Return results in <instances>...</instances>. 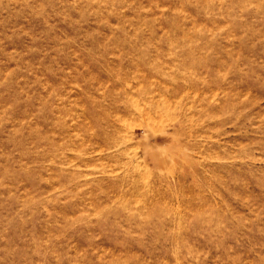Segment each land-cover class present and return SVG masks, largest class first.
I'll return each mask as SVG.
<instances>
[{
  "label": "rangeland",
  "instance_id": "374dc122",
  "mask_svg": "<svg viewBox=\"0 0 264 264\" xmlns=\"http://www.w3.org/2000/svg\"><path fill=\"white\" fill-rule=\"evenodd\" d=\"M0 264H264V0H0Z\"/></svg>",
  "mask_w": 264,
  "mask_h": 264
},
{
  "label": "bare ground",
  "instance_id": "6f19581e",
  "mask_svg": "<svg viewBox=\"0 0 264 264\" xmlns=\"http://www.w3.org/2000/svg\"><path fill=\"white\" fill-rule=\"evenodd\" d=\"M132 126V125H131Z\"/></svg>",
  "mask_w": 264,
  "mask_h": 264
}]
</instances>
